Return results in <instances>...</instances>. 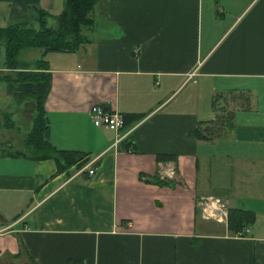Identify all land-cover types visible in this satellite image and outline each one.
I'll use <instances>...</instances> for the list:
<instances>
[{"label":"crops","instance_id":"obj_1","mask_svg":"<svg viewBox=\"0 0 264 264\" xmlns=\"http://www.w3.org/2000/svg\"><path fill=\"white\" fill-rule=\"evenodd\" d=\"M63 2L0 0V26L38 8L52 25ZM90 16L74 51L43 55L48 139L84 151L80 167L17 153L34 105L0 61V264H264V0H97ZM218 99L230 124L194 136ZM93 103L140 117L97 126ZM206 196L254 220L202 217Z\"/></svg>","mask_w":264,"mask_h":264},{"label":"trees","instance_id":"obj_2","mask_svg":"<svg viewBox=\"0 0 264 264\" xmlns=\"http://www.w3.org/2000/svg\"><path fill=\"white\" fill-rule=\"evenodd\" d=\"M97 0H64L62 9L52 15L54 24L47 25L46 17L51 14L38 8L34 22L25 19L8 22L0 26V44L4 62L8 68L3 75L6 90L18 101L31 99L34 113L29 129L25 133L24 148L18 154L33 158L51 157L57 171L71 165L80 167L86 160V153L78 149L57 148L48 139V120L43 107L44 98L50 86V70L43 56L48 51H74L87 40L83 30L90 24V11ZM25 48H39L42 56L22 59L19 52ZM123 121L132 122L140 114H122ZM230 117V116H229ZM219 115L199 120L191 133L198 138L208 139L221 133ZM230 124L229 118L225 127ZM218 127V128H217ZM0 148V152H3ZM11 154L15 152L11 151ZM156 182L160 179L154 177ZM254 220V212L241 207H228L226 226L231 231L242 229Z\"/></svg>","mask_w":264,"mask_h":264},{"label":"built area","instance_id":"obj_3","mask_svg":"<svg viewBox=\"0 0 264 264\" xmlns=\"http://www.w3.org/2000/svg\"><path fill=\"white\" fill-rule=\"evenodd\" d=\"M89 115L94 125L105 126L109 129L116 131L122 123L121 115L115 109H107L101 104L93 103L89 107ZM91 161L84 164L87 166V173L93 172V168L88 166ZM200 214L205 218H214L217 221H226L227 209L223 202L218 197L206 196L200 201ZM246 230V228H245ZM71 264H83L71 263Z\"/></svg>","mask_w":264,"mask_h":264},{"label":"rangeland","instance_id":"obj_4","mask_svg":"<svg viewBox=\"0 0 264 264\" xmlns=\"http://www.w3.org/2000/svg\"><path fill=\"white\" fill-rule=\"evenodd\" d=\"M39 56H41L39 48H25V49L20 50V52H19V57L22 59H29L30 60L29 57L34 58V57H39ZM2 59H3V48H2V45L0 44V61H2ZM226 94H223L224 98H227L228 100H233V98H234L233 93L229 94L228 96H225ZM236 96L239 97L238 95H236ZM220 97L218 96V98H220ZM219 101H220V99H218V104H220V105L217 104L218 106L216 108V113H217V115H219V118H220L217 126H219L221 129V132H223V131H225V128H226L225 124H226V120H228V118H229V114H230L229 111H230L231 107H229L228 101H221V103ZM47 119H48V117H47ZM24 126H25L24 123L21 122L20 124H18V127H19L18 129L20 131H22V130H24ZM12 131H13L12 132L13 137L14 136L17 137L19 135V134H17L18 133L17 131H15V130H12ZM26 132L27 131L21 132L23 139H24ZM23 139H22V146L24 147ZM217 178L220 179L221 185L227 181V177H226L225 173H223V172H221L219 175H217ZM222 191H223V189H219L216 191L217 193H215V194L221 195Z\"/></svg>","mask_w":264,"mask_h":264}]
</instances>
